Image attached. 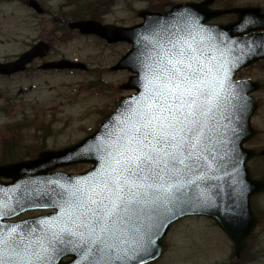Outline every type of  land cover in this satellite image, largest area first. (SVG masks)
<instances>
[{"label":"snow or ice","instance_id":"obj_1","mask_svg":"<svg viewBox=\"0 0 264 264\" xmlns=\"http://www.w3.org/2000/svg\"><path fill=\"white\" fill-rule=\"evenodd\" d=\"M180 32L153 45L145 94L97 146L100 170L55 193L60 214L0 228V264H53L68 245L90 264H144L151 255L158 227L191 199L186 189L214 171L215 112L233 98L193 27ZM16 211L0 205V217Z\"/></svg>","mask_w":264,"mask_h":264},{"label":"rangeland","instance_id":"obj_2","mask_svg":"<svg viewBox=\"0 0 264 264\" xmlns=\"http://www.w3.org/2000/svg\"><path fill=\"white\" fill-rule=\"evenodd\" d=\"M23 1H0V60L11 59L32 43L45 40L52 49L46 61L66 60L80 63L86 69L42 72L36 63L25 75L12 80L0 79V108L3 107L8 116L13 115L8 119L0 117V125L5 121L13 124L17 120L26 124L34 118L36 123H49V133L54 136L47 142L48 146L75 144L98 128L102 119L100 112H110L120 98L133 93L119 88L130 77V72L110 71L129 51L130 45L124 42L107 45L97 37L70 31L65 18L75 15L77 10L71 6L69 13L61 12L67 9L63 8L65 2L71 4L70 1L74 0H37L47 12L46 16L36 15L24 6ZM184 1L200 0H171L175 3ZM79 3L81 6L90 4L85 1ZM108 3H111V11L105 16V12H98L95 7L80 10V15L101 20L103 25L129 27L141 22L136 15L138 11L155 6L149 5L147 0H109ZM226 3H231V7L264 6V0H216L214 7L224 8ZM159 6L157 4L156 8ZM219 20L226 24L229 19ZM66 33L71 38L64 43L59 39ZM256 74V69H249L243 76L257 79ZM258 118L259 115L256 121ZM89 168V165H81L63 168L62 171L79 174ZM257 201L261 202V199ZM44 213L27 214L17 220ZM214 227L212 220L195 217L173 225L164 239V255L153 264H264V223L257 226L239 261L232 255L231 242Z\"/></svg>","mask_w":264,"mask_h":264},{"label":"water","instance_id":"obj_3","mask_svg":"<svg viewBox=\"0 0 264 264\" xmlns=\"http://www.w3.org/2000/svg\"><path fill=\"white\" fill-rule=\"evenodd\" d=\"M212 3V0H206L201 6H198L203 13L204 7L207 8ZM38 13L41 10L35 2H30ZM190 12H195L194 6H186ZM176 9L168 14L162 15H147L141 13L145 18V25L136 29H114L111 27H102L93 22H81L71 25V28H78L83 34H97L106 39L109 43L126 41L133 44V49L126 58H124L115 68V70L129 68L138 76L131 79L130 82L123 88L135 89L138 93L132 98L133 102L121 104L110 118L106 119L102 128L91 138L85 140L80 145L57 154H49L42 156L36 163H43L48 159L55 157L60 159L59 164L52 166L47 165H30L18 164L14 166L0 168V176L13 178L16 183L11 187H0V205L7 208L15 207L17 211L1 218H10L18 215L26 210L33 209L38 205H44L47 197L51 200L57 199L55 191L58 190L55 186L57 180L51 181L44 173L49 170H54L58 167L75 164L78 162L95 163V169L89 173L94 174L100 170L101 157L103 152L98 150V145H103L107 141V134L110 132H118L120 128V120L132 109L138 106L137 101L145 94L147 83L146 75L149 69L145 66L151 64L156 56V51L153 45L157 40L167 44L169 37L175 39L176 35H181L180 30L189 25L188 21L179 20L175 14ZM257 10L234 11L238 14V21L225 28H213L206 33L197 28L194 29L196 39L203 42V46L210 53L214 59L212 63L220 67V75L226 77L239 66H246L252 62L264 58V36L254 37L247 40L241 39L240 35L248 31L264 28V25H258L257 20L253 14H249ZM232 12V11H230ZM227 12V13H230ZM226 12H212V15L206 19L214 18L225 14ZM160 32V36L155 33ZM232 33L237 35V41L231 42L223 39L224 35ZM151 42V43H150ZM170 46V45H169ZM45 51V46L38 44L31 51L21 56V58L13 64L0 66V73L13 74L24 70L25 65L31 62L37 56H42ZM140 64H142L140 66ZM75 67L66 63L52 64L49 68H71ZM239 100H232V103L223 110L215 112L217 126L216 143V163L212 165L214 171H209L207 176L203 179H197L195 183L186 189L187 196L185 199L191 198L188 203L181 205L174 215L163 220V223L158 227V231L154 236V243L151 246V255L146 257L144 263L153 261L158 258L162 247L159 238L163 231L180 212L195 213L200 210L211 211L209 216L213 217L220 228L226 232L228 237L233 242V250L235 255L239 258L246 246V238L249 236L255 225V220L249 210L248 201L251 195L262 190L260 184L249 181L244 169L245 158L241 156L240 144L241 126L245 130L247 127L248 110L245 109L244 114L240 117L239 122L233 117L230 121H224L231 116L229 111L231 107L239 104ZM113 117V118H112ZM109 121V122H108ZM108 122V123H107ZM215 123V121H214ZM227 142L228 148L227 157H225L226 149L222 146ZM226 158V160L224 159ZM33 172V173H32ZM43 172V173H42ZM86 174L84 178L89 176ZM191 179V177H189ZM84 182H81V184ZM71 184V183H66ZM65 184V185H66ZM64 185V186H65ZM243 185V186H242ZM63 186V189L65 188ZM20 201L24 207L21 209L17 204ZM54 208L60 210L53 205ZM189 213V214H191ZM56 215V216H57ZM40 220H47L50 218H42L28 223L39 222ZM21 223L13 227L24 225ZM37 230H40L38 223L35 224ZM4 226L0 224V228ZM12 227V226H11ZM73 257V261L67 264H90L92 257L85 256L83 249H76L72 245L55 254L53 264H63L61 259L65 257Z\"/></svg>","mask_w":264,"mask_h":264},{"label":"flooded vegetation","instance_id":"obj_4","mask_svg":"<svg viewBox=\"0 0 264 264\" xmlns=\"http://www.w3.org/2000/svg\"><path fill=\"white\" fill-rule=\"evenodd\" d=\"M264 9V6H262ZM253 69L257 70V79L253 81L259 84V91L256 92L253 97L258 105L257 112L253 118V127L255 130L254 138L247 144L249 148L256 149V157L252 160L249 165L248 169L251 174V178L254 180H264V157L258 155L264 149V135H261L258 131L259 126L261 125L260 122V110L264 106V62L258 63L252 67ZM259 115V118L256 121V117ZM250 144V145H249ZM15 146H10L7 149H1L0 151V162L4 164L14 163L17 158L15 157ZM261 199V202L257 200ZM251 208L253 211L258 214H264V193L258 194L251 198Z\"/></svg>","mask_w":264,"mask_h":264},{"label":"bare ground","instance_id":"obj_5","mask_svg":"<svg viewBox=\"0 0 264 264\" xmlns=\"http://www.w3.org/2000/svg\"><path fill=\"white\" fill-rule=\"evenodd\" d=\"M4 1H13V0H4ZM147 1L149 2V5H154L155 3L159 2L158 0H147ZM154 7L155 6L150 7V8H154ZM63 8H67V9L65 10V12H61V13L62 14H67V13L70 12L71 4L69 2H65L64 5H63ZM64 36H66L68 39L71 38L70 34H68V33H66ZM260 122H261V125L259 126L258 131H259V133L261 135H264V106L260 110ZM254 132H255V130H254ZM244 147L247 148V149L252 150L255 153L257 152L256 149H254L252 147L249 148L247 144Z\"/></svg>","mask_w":264,"mask_h":264}]
</instances>
